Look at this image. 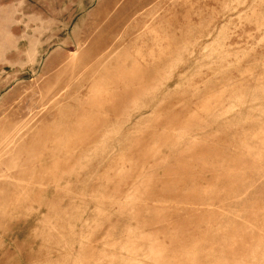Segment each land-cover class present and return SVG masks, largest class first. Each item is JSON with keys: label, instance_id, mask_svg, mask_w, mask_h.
I'll return each mask as SVG.
<instances>
[{"label": "rangeland", "instance_id": "rangeland-1", "mask_svg": "<svg viewBox=\"0 0 264 264\" xmlns=\"http://www.w3.org/2000/svg\"><path fill=\"white\" fill-rule=\"evenodd\" d=\"M11 6L0 264H264V0Z\"/></svg>", "mask_w": 264, "mask_h": 264}, {"label": "crops", "instance_id": "crops-1", "mask_svg": "<svg viewBox=\"0 0 264 264\" xmlns=\"http://www.w3.org/2000/svg\"><path fill=\"white\" fill-rule=\"evenodd\" d=\"M15 15H16L15 6L0 7V22H2V21L11 22L12 20H15ZM4 42H5V40L2 39V36H0V43L3 44ZM8 46H10V45H8ZM8 46H4L6 48V50L2 51L3 56L1 55V51H0V56H1L0 61L9 59V57L7 56L9 53Z\"/></svg>", "mask_w": 264, "mask_h": 264}]
</instances>
